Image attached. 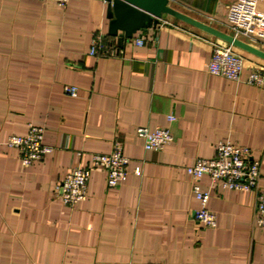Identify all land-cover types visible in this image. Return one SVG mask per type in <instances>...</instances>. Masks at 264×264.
<instances>
[{"label": "crops", "instance_id": "0c3cea01", "mask_svg": "<svg viewBox=\"0 0 264 264\" xmlns=\"http://www.w3.org/2000/svg\"><path fill=\"white\" fill-rule=\"evenodd\" d=\"M221 31L233 0H169ZM264 13V0H257ZM212 18V19H210ZM103 0H0V264H264L255 193L199 181L215 228L192 218L199 202L186 172L219 141L248 147L264 188V88L249 85L264 61L244 57L242 81L207 71L217 39L171 17L123 47L108 35ZM100 33L111 53L90 55ZM253 45V44H252ZM264 51V42L254 43ZM65 85L77 94L63 93ZM172 115L175 120L168 121ZM42 125L52 152L24 167L10 135ZM138 127L173 141L146 151ZM119 141L129 173L116 188L92 168L87 198L72 208L54 194L72 167L91 166ZM141 174H134V167Z\"/></svg>", "mask_w": 264, "mask_h": 264}, {"label": "built area", "instance_id": "2783aa9c", "mask_svg": "<svg viewBox=\"0 0 264 264\" xmlns=\"http://www.w3.org/2000/svg\"><path fill=\"white\" fill-rule=\"evenodd\" d=\"M64 8L70 0H46ZM257 0H233L227 7L223 25L233 37L249 44L264 42V13L257 10ZM212 19V18H210ZM135 39V44H144L143 34ZM131 40V39H130ZM129 41V40H128ZM211 57L207 65L208 73L241 82L244 69V57L232 45L215 40L211 43ZM111 52L104 43V37L96 33L89 49L90 55H109ZM245 82L249 85L264 88V68L249 71ZM63 93L75 97L77 88L71 85L63 87ZM168 121L175 117L169 115ZM45 129L42 125L30 124L25 135H10L6 144L18 151L24 167L42 159L52 152L53 147L46 143ZM136 135L144 141L146 151L158 152L173 141L168 128L156 127L150 131L147 127H138ZM129 160L123 154L122 145L115 141L108 154H91V166L72 167L55 186L54 194L67 207L72 208L87 198V184L92 168H100L106 173V186L118 187L128 171ZM134 174H141V167H134ZM186 172L192 180V192L199 202L192 218L205 228H215L217 219L214 212L207 208L209 192L202 191L199 181L207 176L212 183L219 182L227 189L252 191L255 193V223L264 229V188L259 186L260 163L251 157L248 147L235 146L229 141H219L215 146V155L209 159H197Z\"/></svg>", "mask_w": 264, "mask_h": 264}, {"label": "water", "instance_id": "95a60500", "mask_svg": "<svg viewBox=\"0 0 264 264\" xmlns=\"http://www.w3.org/2000/svg\"><path fill=\"white\" fill-rule=\"evenodd\" d=\"M103 1L106 3V18L109 21L108 35L121 47L135 35L158 25L163 16H168L264 61L263 50L176 10L169 0Z\"/></svg>", "mask_w": 264, "mask_h": 264}, {"label": "trees", "instance_id": "16d2710c", "mask_svg": "<svg viewBox=\"0 0 264 264\" xmlns=\"http://www.w3.org/2000/svg\"><path fill=\"white\" fill-rule=\"evenodd\" d=\"M104 43H105V45H106V47H107V44H106V41H105V39H104ZM108 48V47H107ZM109 49V48H108ZM109 50H111V49H109Z\"/></svg>", "mask_w": 264, "mask_h": 264}, {"label": "rangeland", "instance_id": "374dc122", "mask_svg": "<svg viewBox=\"0 0 264 264\" xmlns=\"http://www.w3.org/2000/svg\"><path fill=\"white\" fill-rule=\"evenodd\" d=\"M254 45V44H253Z\"/></svg>", "mask_w": 264, "mask_h": 264}]
</instances>
